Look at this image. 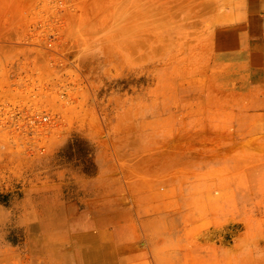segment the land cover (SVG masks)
I'll use <instances>...</instances> for the list:
<instances>
[{
	"label": "rangeland",
	"instance_id": "obj_1",
	"mask_svg": "<svg viewBox=\"0 0 264 264\" xmlns=\"http://www.w3.org/2000/svg\"><path fill=\"white\" fill-rule=\"evenodd\" d=\"M246 2L0 0V256L264 264Z\"/></svg>",
	"mask_w": 264,
	"mask_h": 264
},
{
	"label": "crops",
	"instance_id": "obj_2",
	"mask_svg": "<svg viewBox=\"0 0 264 264\" xmlns=\"http://www.w3.org/2000/svg\"><path fill=\"white\" fill-rule=\"evenodd\" d=\"M225 41L226 60L264 72V0H247L245 21ZM0 264H10L9 255L2 253Z\"/></svg>",
	"mask_w": 264,
	"mask_h": 264
}]
</instances>
